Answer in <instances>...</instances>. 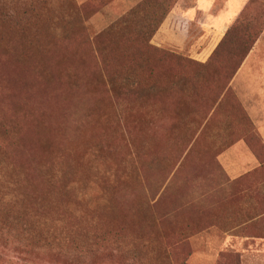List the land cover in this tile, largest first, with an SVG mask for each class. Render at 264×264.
Wrapping results in <instances>:
<instances>
[{
    "label": "rangeland",
    "instance_id": "1",
    "mask_svg": "<svg viewBox=\"0 0 264 264\" xmlns=\"http://www.w3.org/2000/svg\"><path fill=\"white\" fill-rule=\"evenodd\" d=\"M140 1L0 0V264H264L260 188L217 164L245 119L170 106L139 54L264 52V0H177L161 33Z\"/></svg>",
    "mask_w": 264,
    "mask_h": 264
},
{
    "label": "trees",
    "instance_id": "2",
    "mask_svg": "<svg viewBox=\"0 0 264 264\" xmlns=\"http://www.w3.org/2000/svg\"><path fill=\"white\" fill-rule=\"evenodd\" d=\"M176 1L177 0H141L138 3V9L141 10V12L145 10L151 11L150 20L153 24L155 23L157 25V29L155 30H158L165 18L172 11ZM156 4L161 7L162 5L166 6L164 9L165 13L161 14V12H159L160 15L157 19L155 18L157 13ZM230 29L231 28L228 29L210 56L208 62L205 64H199L156 47H147L139 51L140 56L144 58L143 63H141L143 68L149 63L154 62L155 68H157L156 70L158 71L159 69L160 79L163 81L166 77L165 75H170L172 84L174 79L186 83L187 89L184 90L185 92L183 94L180 92L178 93L176 90L173 91V88L170 90V94L168 95L171 101L169 103L170 106L176 105V99L178 97L183 98L187 103H195L198 106L197 109L201 107L204 108L206 110L207 121H217L218 104L228 101L231 105L229 114L233 112L232 115H235V117H241L243 110L232 93L229 84L258 40L255 39L253 43L248 46H246L245 42V45H239L241 40L244 41L246 38L244 36L242 38L235 37L230 33ZM159 103L162 105V102ZM235 117L233 119H237ZM163 120L164 117L161 121L157 120V122H155V133L159 130L161 131L162 124H164ZM245 121L246 129L244 130L242 128L244 132L242 138L246 141L251 151L261 163V167L258 171L263 172L264 145L257 132L253 129L251 122L247 120V118ZM257 178L264 181V172L262 175L259 174Z\"/></svg>",
    "mask_w": 264,
    "mask_h": 264
},
{
    "label": "crops",
    "instance_id": "3",
    "mask_svg": "<svg viewBox=\"0 0 264 264\" xmlns=\"http://www.w3.org/2000/svg\"><path fill=\"white\" fill-rule=\"evenodd\" d=\"M172 20L181 21L178 18L176 9L168 15L167 20L161 25L162 28H160L158 33H161L163 29H165L164 26L166 25L167 27ZM225 31L226 28L221 30L217 43L220 42ZM210 37L211 36L203 39V45L206 41H209ZM158 45L161 49V45ZM215 48L216 47L203 49V47H201L198 49H191L188 55L183 57L199 64H205L208 62ZM170 53L179 56L178 53H174L173 51ZM263 56L264 52H260L255 46L234 75L229 87L241 105L243 110L241 116L245 120L247 118V120L251 122L253 129L257 132L264 145V59H261ZM221 105L226 108L227 114H229V109L231 107L230 102L226 101L222 104H218V106ZM241 131L240 139L233 141L229 148L220 153L217 156V161L230 182L243 183L244 186L253 184L257 185V189L260 188L258 194H253L255 192H250V190L249 194L256 195V198L251 199L254 200L253 202H255L254 205H256V209L259 208L261 210L259 211L262 212V210H264V181H261L257 176H259V174L262 175L264 171H258L261 167V163L251 151L246 141L242 138L244 132L243 129H241ZM261 216H264V212Z\"/></svg>",
    "mask_w": 264,
    "mask_h": 264
}]
</instances>
